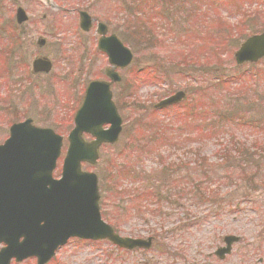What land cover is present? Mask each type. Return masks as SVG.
Masks as SVG:
<instances>
[{
  "label": "rangeland",
  "instance_id": "rangeland-1",
  "mask_svg": "<svg viewBox=\"0 0 264 264\" xmlns=\"http://www.w3.org/2000/svg\"><path fill=\"white\" fill-rule=\"evenodd\" d=\"M57 1L61 8L52 12L38 0H0V144L9 126L26 118L51 127L63 138L59 175L85 85L104 78L108 64L96 50L95 28L97 21L106 23L134 54L111 87L122 131L82 169L97 175L103 219L122 236H153L154 243L150 250L125 251L106 240L70 239L47 264H264V58L238 67L233 57L247 37L264 32V0H144L147 12L139 0ZM122 1L135 5L131 16L121 11ZM17 6L29 15L20 25ZM79 10L95 20L88 32L78 26ZM139 29L143 37L151 30L152 38L143 44ZM36 56L51 60L50 73H31ZM200 69H215L212 76L230 75L241 85L211 94L206 109L204 98L192 96L206 83L197 81L209 75ZM177 90L187 93L184 108L151 111ZM235 95L242 100L235 102ZM222 97L228 122L192 120L185 130L176 128L175 116L185 109L198 113L200 104L211 119ZM198 124L206 130L198 131ZM241 159L247 162L239 165ZM161 182L176 190L169 198L178 206L142 197L148 184ZM229 234L240 240L218 260L212 253Z\"/></svg>",
  "mask_w": 264,
  "mask_h": 264
},
{
  "label": "water",
  "instance_id": "water-1",
  "mask_svg": "<svg viewBox=\"0 0 264 264\" xmlns=\"http://www.w3.org/2000/svg\"><path fill=\"white\" fill-rule=\"evenodd\" d=\"M26 19L23 11L18 9L16 20L21 23ZM80 25L83 30L91 26V19L85 12L80 13ZM98 32L104 34L106 27L98 24ZM39 39L38 44H42ZM99 48L108 55L109 62L115 67L127 66L132 58L130 50L116 36L101 38ZM264 56V33L247 38L234 53L237 64L246 61L254 62ZM33 71H49L51 63L46 58H36L32 63ZM112 80L118 82L117 72L107 71ZM184 94L175 95L162 100L156 107L179 101ZM88 112V115L86 114ZM75 126L68 140L69 146L63 160L61 178L52 180L51 171L59 155L61 137L50 129L37 128L30 125L29 120L14 124L9 129V138L0 145V220L5 229L2 239L10 244L11 235L16 239L19 235L24 240L18 244L19 257L34 255L38 264L49 259L54 250L66 242L70 236L85 239H107L111 243L125 248L148 247L149 239L121 237L112 227L101 220L97 205V178L94 173L80 170V163L86 161L94 164L97 149L101 143H113L121 131V117L110 100L108 84L91 82L86 88L82 106L74 118ZM103 123H110L108 129H101ZM89 132L95 139L85 142L81 133ZM22 184L24 199L15 202L18 187ZM238 238H225L228 252L230 243ZM7 261L16 256L12 246L3 250Z\"/></svg>",
  "mask_w": 264,
  "mask_h": 264
},
{
  "label": "trees",
  "instance_id": "trees-1",
  "mask_svg": "<svg viewBox=\"0 0 264 264\" xmlns=\"http://www.w3.org/2000/svg\"><path fill=\"white\" fill-rule=\"evenodd\" d=\"M140 1V3L139 4H141L140 5V8L143 10V12L145 11V12H147V10H148V8L147 7H145V4H144V0H139ZM148 1V0H147ZM136 4V3H135ZM149 6V5H148ZM121 11H123L124 13H125V15L127 16V14L129 15V16H131L132 15V11H133V9L135 8V5H128V4H125L123 1L121 2ZM139 14H142V12L141 11H139ZM164 14H166V11H164ZM171 14V16H173L174 15V13H170ZM167 15V14H166ZM125 16V17H126ZM167 18H170V16L169 17H167ZM128 20H129V18H127ZM132 19H134V18H132ZM141 20H143V22L144 23H146V20L145 19H141ZM128 27V26H127ZM137 28H140V27H137ZM148 32H149V34L151 33V30H148ZM147 33V32H146ZM131 34H133V31L131 32ZM139 34H140V36H144V31H141V29H139ZM148 34V33H147ZM151 35V34H150ZM139 36V35H138ZM146 38H152V35L151 36H149V37H147L146 35H145V37H143L142 38V43L144 44L145 42H147V40H146ZM155 44V43H154ZM156 45V44H155ZM152 47V45L151 44H148V46H147V48H151ZM202 66H204L205 67V65H204V63H202L201 64ZM199 71H203V72H208L209 74H212L214 71H215V69H208V70H199ZM165 73L166 74H168L166 71H165ZM222 76H220V74H218V75H216L215 76V78H213V80H215L214 81V83H208V84H205V85H199V90H196L195 89V93L197 94V93H199V95L200 96H202L203 98H205V100H206V104H203V105H205L206 106V109H208V107H210V106H212L213 105V103H211V90H212V88H214V90H213V92H212V94L213 95H215V96H220V95H222L221 93H223L224 94V88L225 87H223V86H225V83L226 82H224V80L221 78ZM225 77H228V76H225ZM228 83V82H227ZM223 87V88H222ZM210 91V93H207V91ZM226 98H224V97H222L221 99H220V101L219 102H217V105H216V111L214 110V112H215V115H213L214 116V118H215V120L219 123V122H222L221 120H223V121H226V122H228L229 121V119H226L225 120V118H227V117H229V115H228V113L225 111V106L224 105H222L223 104V102H224V100H225ZM234 101L235 102H239V99H238V97L236 98V97H234ZM234 101H233V103H234ZM198 109V113H196L194 110H196V109H193V115H188V116H185V118H184V120H187V118H190V119H193V120H198L199 122L200 121H202V120H204L205 122H206V124H207V126H210V122H211V119H210V116H209V118L208 117H204L203 116V113L204 112H202L201 113V110H200V107H198L197 108ZM207 111V110H206ZM189 112V111H188ZM214 114V113H213ZM197 130L198 131H200V132H203V131H205L206 130V126H202V127H197ZM226 153V152H225ZM237 153H239L240 155H239V157L241 156V155H243V153H242V151L241 150H238V152ZM223 158L224 159H226L227 160V157H226V155L225 154H223ZM241 162H247V159H241V160H239V165H240V163ZM162 172V171H161ZM160 172V173H161ZM160 175V174H159ZM164 176V175H163ZM163 181H166V177L164 176V178L162 179ZM154 181H156L155 179H154ZM161 185H164L162 182L161 183H151V184H148V186L146 187V188H148V189H143L142 190V192H141V194H144V196H142L143 198H147L148 200H151L152 201V199H154L155 197H157V198H159V199H163L164 200V198H163V195H162V190H161ZM167 190L168 189H166V192H167ZM167 198V197H166ZM165 198V199H166ZM169 202H172V203H176V201H169Z\"/></svg>",
  "mask_w": 264,
  "mask_h": 264
},
{
  "label": "flooded vegetation",
  "instance_id": "flooded-vegetation-1",
  "mask_svg": "<svg viewBox=\"0 0 264 264\" xmlns=\"http://www.w3.org/2000/svg\"><path fill=\"white\" fill-rule=\"evenodd\" d=\"M56 2H57V4H58V10L57 11H59L60 10V8H61V4L56 0ZM80 11V10H79ZM78 11V12H79ZM107 34H109V32L107 33ZM98 38H99V36L97 35L96 36V43H97V40H98ZM72 46H74V45H72ZM98 54L99 55H102L103 57H105L106 58V56H105V54L104 53H102V52H100V51H98ZM106 61H107V58H106ZM105 72V68H104V70H103V73ZM38 74H40V73H38ZM100 80H103V81H109V79L105 76V74H104V78H99ZM89 82V81H88ZM115 84V82H110V85H109V87H110V89H111V87H112V85H114ZM86 86V85H85ZM84 91V90H83ZM112 92V91H111ZM226 235H224L223 237H222V243H223V240H224V237H225ZM263 240V239H262ZM238 242V241H237ZM237 242H235V243H237ZM234 243V244H235ZM222 245H220V246H218V247H216L215 249H214V251H213V253H212V255L215 257V254L214 253H216V251L217 250H219V247H221ZM3 247V244H1L0 243V249ZM232 249H233V244H232V247H231V250H230V252L227 254V255H229L231 252H232ZM227 255H225L222 259H220V260H224L225 259V257L227 256ZM29 259H31V261H34L35 262V260L33 259V258H29ZM29 259H26V260H29ZM219 260V259H218ZM260 262L262 261V258L260 257L259 259H258ZM25 260H23V261H21V262H15L14 260H11L10 261V264H23V262H24Z\"/></svg>",
  "mask_w": 264,
  "mask_h": 264
}]
</instances>
